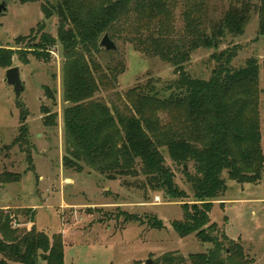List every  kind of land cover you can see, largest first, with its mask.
Masks as SVG:
<instances>
[{
    "label": "trees",
    "instance_id": "1",
    "mask_svg": "<svg viewBox=\"0 0 264 264\" xmlns=\"http://www.w3.org/2000/svg\"><path fill=\"white\" fill-rule=\"evenodd\" d=\"M206 2L57 0L43 10L48 19L59 17L58 38L43 34L38 44H28L26 52L0 47V68L13 67L16 55L25 63L29 53L38 59L50 57L48 47L60 43L65 58L63 98L71 104L64 110L65 168L81 172L87 166L111 181L144 176V186L184 202L188 195L175 182L162 152L166 149L174 165L182 168L195 199L183 204L184 218L173 227L180 237L195 235L213 245L207 254L193 256L195 263L246 264L244 248L226 234L219 235L210 213L229 182L259 184L263 179L259 64L249 59L244 67H235L234 49L212 56L216 67L209 79L192 77L184 64L197 50L216 48L226 36L243 34L252 11L260 16L259 36L264 37V0H234L216 20L209 19ZM180 4L183 29L176 33L173 13ZM126 24L138 29V49L173 65L178 78L165 83L149 79L129 90L120 106H109L94 99L108 75L93 51L99 50L102 35L115 36L117 26ZM45 90L55 101L52 91ZM47 119L54 124L55 116ZM21 132L23 141L26 128ZM191 165L194 173L187 171ZM21 179L5 173L0 183ZM26 213L35 223V210ZM10 225L11 217L0 212V264H38L40 258L47 264H65L62 234L49 237L35 227L18 232Z\"/></svg>",
    "mask_w": 264,
    "mask_h": 264
},
{
    "label": "rangeland",
    "instance_id": "2",
    "mask_svg": "<svg viewBox=\"0 0 264 264\" xmlns=\"http://www.w3.org/2000/svg\"><path fill=\"white\" fill-rule=\"evenodd\" d=\"M56 1L0 0L7 6L0 16V47L26 52L28 44H38L43 34L57 39L59 17L48 19L43 10ZM233 1L207 0L209 19L220 18ZM183 10L180 4L173 13L176 33L183 29ZM251 14L243 34L226 36L216 48L197 50L184 67L194 78L209 79L216 67L212 56L228 49L237 51L233 61L237 68L249 59L258 61L264 149V37L259 36V14ZM117 28V35H108L116 44L115 51L101 47L105 35L99 50L93 51L108 75L95 100L120 106L129 90L149 79L165 83L178 78L173 65L138 49L135 25ZM20 38L25 40L18 42ZM48 52L50 57L42 59L29 53L26 63L18 55L14 57L11 68H20L24 86L19 99L5 81L9 69L0 68V176H22L18 183H0V212L11 217V229L22 232L35 227L49 237L62 234L65 264H146L148 260L152 264H196L192 257L207 254L213 245L202 243L195 235L180 237L173 227L184 218L183 204H193L195 199L182 168L174 165L166 149L162 152L175 182L188 195L184 202L144 186V176L111 181L87 166L81 172L65 168L64 110L71 105L63 98L65 58L60 43L48 47ZM121 63L123 67H119ZM46 88L55 101L46 95ZM50 116H55L54 124L47 119ZM22 127L26 135L20 141ZM186 168L195 172L192 165ZM213 206L210 221L218 226L219 235L226 234L244 248L246 264H264V175L259 184L229 182L224 197ZM23 207L35 210V223ZM38 264L47 262L40 258Z\"/></svg>",
    "mask_w": 264,
    "mask_h": 264
},
{
    "label": "water",
    "instance_id": "3",
    "mask_svg": "<svg viewBox=\"0 0 264 264\" xmlns=\"http://www.w3.org/2000/svg\"><path fill=\"white\" fill-rule=\"evenodd\" d=\"M7 11L6 3L0 4V16ZM101 47L107 51H115L117 49L116 44L110 39L108 35H105L100 43ZM6 83L14 89L15 96L17 99L20 98L24 91V86L21 80V70L19 67H14L6 72ZM146 264H152L150 260Z\"/></svg>",
    "mask_w": 264,
    "mask_h": 264
},
{
    "label": "built area",
    "instance_id": "4",
    "mask_svg": "<svg viewBox=\"0 0 264 264\" xmlns=\"http://www.w3.org/2000/svg\"><path fill=\"white\" fill-rule=\"evenodd\" d=\"M18 225L16 224V222L14 223V227H17Z\"/></svg>",
    "mask_w": 264,
    "mask_h": 264
},
{
    "label": "crops",
    "instance_id": "5",
    "mask_svg": "<svg viewBox=\"0 0 264 264\" xmlns=\"http://www.w3.org/2000/svg\"><path fill=\"white\" fill-rule=\"evenodd\" d=\"M23 208H26V209H31V207H23Z\"/></svg>",
    "mask_w": 264,
    "mask_h": 264
}]
</instances>
